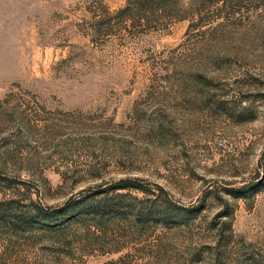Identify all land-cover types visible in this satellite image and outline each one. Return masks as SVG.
Masks as SVG:
<instances>
[{
  "label": "rangeland",
  "instance_id": "1",
  "mask_svg": "<svg viewBox=\"0 0 264 264\" xmlns=\"http://www.w3.org/2000/svg\"><path fill=\"white\" fill-rule=\"evenodd\" d=\"M120 180L116 253L10 228ZM119 257L264 264V0H0V264Z\"/></svg>",
  "mask_w": 264,
  "mask_h": 264
},
{
  "label": "trees",
  "instance_id": "2",
  "mask_svg": "<svg viewBox=\"0 0 264 264\" xmlns=\"http://www.w3.org/2000/svg\"><path fill=\"white\" fill-rule=\"evenodd\" d=\"M130 188L139 189V186L127 180H120L105 188L104 191H99V193L113 191L111 195L105 194L102 195V197L91 199L88 197H80L78 199L70 198L62 206L57 208L36 207L33 211V216L31 214L25 213L16 215V219L22 221L23 227L14 224L10 228L13 232L39 231L42 234V237L50 240L54 239V243L62 245V243H60V239L68 236L71 227H83L84 231L86 232L83 234L86 242L84 247L71 248V246H69L70 243H67L68 245H64L67 246L66 249H64L65 247L62 245L63 249L58 250H64L63 252L68 256H73V251L78 249H82L80 251L85 252L83 255H91L95 252V250H98V254L100 255L116 253L120 251L122 247H118L114 239L109 241L110 246H113V248L107 250L101 249V246L106 244L101 236L102 225L106 223V221L111 222L112 220L121 217L120 215L123 214L122 210H125V205H123L121 202V194L119 193V190ZM256 190L258 189H255L254 192H256ZM173 206L175 211H171L172 213L179 211L181 213L184 212L182 208H179L175 205ZM131 215L133 218L135 217V220H139V211H136V213ZM35 222L39 223H37L36 226H33L32 224ZM87 232H89V234H87ZM88 237H90L89 240ZM122 259L123 257L111 259L104 262L103 264H117Z\"/></svg>",
  "mask_w": 264,
  "mask_h": 264
}]
</instances>
